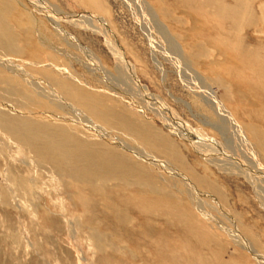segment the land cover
Here are the masks:
<instances>
[{
  "label": "rangeland",
  "instance_id": "1",
  "mask_svg": "<svg viewBox=\"0 0 264 264\" xmlns=\"http://www.w3.org/2000/svg\"><path fill=\"white\" fill-rule=\"evenodd\" d=\"M0 17V112L113 145L87 120L152 160L116 146L152 182L95 189L0 121V264H264V0H0Z\"/></svg>",
  "mask_w": 264,
  "mask_h": 264
},
{
  "label": "bare ground",
  "instance_id": "2",
  "mask_svg": "<svg viewBox=\"0 0 264 264\" xmlns=\"http://www.w3.org/2000/svg\"><path fill=\"white\" fill-rule=\"evenodd\" d=\"M2 21H3L2 17H0V39L4 38L7 35L6 31L4 30L7 28L4 24V22H2ZM111 47L112 48H110V52L114 56L115 60L117 62L121 63V65L124 68H126L128 71H130V68H129L130 66H126V64L122 60L121 56L119 55V52L117 51L116 47L113 46V44L111 45ZM135 79L136 78H134V82L138 85V83L135 81ZM138 87L141 90V92H143L144 94L146 93V88L141 86V84L138 85ZM56 99L58 101H61V102L63 101V100L58 99V98H55V100ZM63 103L66 106H68V104H66L64 101H63ZM23 104H25V103H23ZM89 106L90 105L88 104V107ZM88 110H92V107H89ZM95 110H97V109L95 108ZM92 112H93V110H92ZM105 115H104V117H105ZM73 117H74V114H73ZM106 117H107V115H106ZM100 118H98L99 121L103 120L102 118L101 119ZM0 121L2 122V125H3L4 129L8 132V134L10 133V135L13 136L17 140V142H19L23 146H26L31 151H37L38 152V155H37L38 161L51 165L52 167H54V169L56 168L57 171L59 170L61 172L67 173V175H70L71 178H73L74 180H77V182L79 181V183L80 182L86 183V184L90 185L92 188L96 189V187L98 188L100 185L104 184V182L109 181V180H113V179H116V180L121 179L120 181H126V182H130L129 180H131V181L134 180V182H135V180H137V182L142 181L145 183H150L149 181L152 182V180H150L149 176L146 175L149 172L148 169H150L149 165L152 164V160L149 157H145L143 155H140L137 152H135L133 149H130V148L126 147L125 145H123L120 138L118 139L117 136H115L114 134L100 133L98 130L100 127L98 125H96V123H93V122L86 120V121H84L83 125L86 128V131H88V133L89 132H94V133L97 132L98 135L103 138L101 141H104L107 139L113 145H115V147L113 145H110V144L108 145L107 144L108 142H106V143H101L100 141L94 142L92 140L82 139V138H80V137H78L72 133H68L65 131L59 132L55 126H52L53 124L47 126V125H44V123H42V122H33V121H30V119L28 121V119L26 120V118H22V117L16 116L14 114L6 113V112H0ZM103 121L106 123L105 120H103ZM120 122L122 123V120H120ZM120 122H119V119H114L112 121V124H114V126L115 125L118 126V124ZM125 124H126V122L124 123V125ZM120 126H122V125H120ZM120 126H118V127H120ZM125 128L128 129L129 126H126ZM125 128H124V130H125ZM130 129H132V128H129L128 130H130ZM144 141H145V139H144ZM161 141H163V140L161 139ZM152 143H153V141H152ZM152 143L149 141L147 143V145L149 144L148 146H152ZM256 143L258 144V147L261 149V145L258 142H256ZM36 144H37V147H36ZM155 145H156V148L159 147V145H157V143ZM116 146L118 149L120 148V150H126L129 154H131L135 157H140V159H142L145 163L148 164L146 166L147 167L149 166V168L147 169L144 167L143 168L142 167H140V168L134 167L133 166L134 164H132L133 162H131V160H130L131 157H129V155L127 153L126 154L120 153L118 151V149L116 148ZM165 147H168V145L167 146L165 145ZM160 148L162 149V147H160ZM163 152H166V150L163 149L162 153ZM172 154L174 156L173 150H172ZM226 158H229V157L226 156ZM156 162H157V160H156ZM156 162H154V164ZM178 162H180V161L178 160ZM180 163H182V162H180ZM159 166H161V165H159ZM233 166H235V165H233ZM250 174L251 173H249V175ZM259 174L262 177L264 173L262 174V172H259ZM172 175H175L176 177H178L179 174L178 173L175 174L173 172ZM146 176L149 178V180L144 181V179H142V178H144ZM259 176H257V177H259ZM181 177H182V175H181ZM250 177H252V176H250ZM150 188H151V186H150ZM187 190H189L190 193L192 192V194L195 191L194 187L192 185L189 186ZM193 200L195 202V199H193Z\"/></svg>",
  "mask_w": 264,
  "mask_h": 264
}]
</instances>
